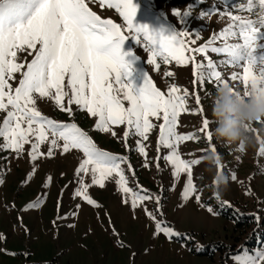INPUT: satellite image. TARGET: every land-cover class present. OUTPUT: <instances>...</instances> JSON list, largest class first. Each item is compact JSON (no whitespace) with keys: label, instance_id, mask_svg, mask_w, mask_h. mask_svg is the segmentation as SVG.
Returning a JSON list of instances; mask_svg holds the SVG:
<instances>
[{"label":"rangeland","instance_id":"rangeland-1","mask_svg":"<svg viewBox=\"0 0 264 264\" xmlns=\"http://www.w3.org/2000/svg\"><path fill=\"white\" fill-rule=\"evenodd\" d=\"M246 2L133 0L138 6L133 23L164 30L165 34L183 28L190 34L185 39L195 40L190 45L195 48L227 27L228 16L221 15L225 8L233 15L255 20L258 6L252 13L239 10V5ZM86 3L102 19L124 24L115 7H108L107 3L101 7L99 0H86ZM213 7L216 11L201 16L203 11ZM174 9L189 14L181 18L173 14ZM124 31L127 35V29ZM228 42L237 40L229 37ZM221 43L216 40L214 46ZM123 48L135 52L139 57L135 65L137 70L147 72L162 92L166 93L170 85L187 90L188 111L178 115L175 130L180 135L191 134L196 138L180 141L176 151L185 161H197L190 165L195 191L183 197L188 174L181 172L173 176L172 165L164 159L170 149L158 144L162 121L151 118L155 127L147 133V140H143L146 155H141L136 145L139 137L129 135L125 144L124 125H112L116 133L113 136L97 130V118L89 115L85 108L73 104L69 115L52 100H38L37 107L43 115L75 123L91 136L98 148L126 157L135 173L133 176L126 165H121L125 168L127 186L135 191L146 189L159 196V208L157 210L154 200L144 201L135 208L130 199L125 203V194L112 177L107 178L103 186L92 185L90 178L84 177L89 185L88 195L96 202L94 205L75 195L79 187L75 172L82 159L77 149L67 153L55 149L52 156H41L36 161L28 155L29 144L24 145L25 150L19 156L11 150H0V264H234L232 257L239 250L264 248V154H261L264 124H253L252 131L257 136L254 146L243 142L225 143L212 132L209 142L205 139L206 133L200 130L205 118L210 125L207 131L212 130L216 122L212 107L219 108L223 103V97L215 94L216 82H197L190 62L180 64L170 59L164 63L158 57L159 68H156L148 63L144 48L132 39L126 40ZM208 56L216 62L224 59L210 51ZM26 59L30 60L31 56ZM196 59L200 62L203 56L196 54ZM259 68L257 64L253 72L258 74ZM218 70L227 84L237 90L238 96H248L243 92L242 80L231 79L233 72H242L241 68L220 65ZM165 72L172 75L166 76ZM134 83L139 86L142 80ZM196 96L200 97L199 105ZM124 103L127 106V102ZM3 116L0 112V122ZM47 148L45 142L40 151L46 152ZM144 207L157 213L158 221L181 235L172 238L163 233L154 235L155 222L145 214ZM246 214H250L247 232L243 231L240 220ZM250 235L256 238L254 242Z\"/></svg>","mask_w":264,"mask_h":264},{"label":"snow or ice","instance_id":"snow-or-ice-1","mask_svg":"<svg viewBox=\"0 0 264 264\" xmlns=\"http://www.w3.org/2000/svg\"><path fill=\"white\" fill-rule=\"evenodd\" d=\"M224 2L227 4V0ZM105 3L116 8L123 25L102 19L86 0H0V112L4 113L0 122V150H11L19 156L25 150L24 145L29 144L28 155L36 161L41 156H52L55 149L64 153L77 149L82 159L75 172L79 186L75 195L94 205L96 202L88 195L89 185L84 177L88 176L92 185L100 186L112 177L125 194V203L130 199L135 208L144 201L154 200L158 210L159 196L146 189L135 191L127 186L125 168L121 165H126L129 172L132 167L126 157L98 148L91 136L75 123L43 115L37 101L52 100L69 115L73 104L85 108L89 115L97 118L95 128L113 136L116 133L111 126L124 125L125 144L129 135L139 137L136 145L141 155H146L143 140H147V133L155 127L151 118L162 121L158 144L170 149L164 159L172 165L173 176L181 172L188 174L183 191V197L187 198L195 191L190 165L197 161L181 159L176 145L196 137L180 135L175 130L178 115L188 111L187 90L170 85L166 93L162 92L147 72L137 70L135 65L139 57L131 49L125 50L123 45L128 39L134 40L144 48L148 63L156 68H159L158 57L164 63L170 59L180 64L190 62L193 75L201 84L205 81H215L218 87L227 84L218 68L234 65L242 72H233L231 79L242 80L245 95L249 94V87L264 93V43H258L264 41V0H247L239 5L240 11L249 13L258 6L255 20L233 15L225 8L221 15L228 16L227 27L195 48L190 46L195 40L185 39L190 34L183 28L165 34L164 30H154L148 25H135L133 18L138 6L133 0H117L116 3L99 0L101 7ZM214 11L215 7L207 9L201 16ZM173 14L182 18L189 13L181 14L174 9ZM229 37H235L237 42L229 43ZM216 40L222 41L220 46H214ZM209 51L224 59L213 61L208 56ZM196 54H201L203 60L198 62ZM27 56L31 59H26ZM257 64L260 65L258 74L253 72ZM165 75L172 73L165 72ZM137 80H142L139 86L134 83ZM196 103L201 104L199 96H196ZM209 126V120L203 119L200 131L206 133L205 139L210 142L213 137L211 131H207ZM45 142L47 151L41 152L40 146ZM261 154H264V146ZM144 166L147 167V163ZM196 199L199 200L198 195ZM222 203L227 204L226 201ZM143 210L155 222L154 235L163 233L169 238L181 235L158 221L157 213L147 207ZM232 258L234 264H264V248L242 249Z\"/></svg>","mask_w":264,"mask_h":264},{"label":"clouds","instance_id":"clouds-1","mask_svg":"<svg viewBox=\"0 0 264 264\" xmlns=\"http://www.w3.org/2000/svg\"><path fill=\"white\" fill-rule=\"evenodd\" d=\"M246 98L237 95L229 84H221L215 94L223 97V103L212 107L216 122L211 132L213 136L230 144L254 146L257 136L252 131L254 122L264 124V93L249 87ZM226 182V181H225Z\"/></svg>","mask_w":264,"mask_h":264},{"label":"trees","instance_id":"trees-1","mask_svg":"<svg viewBox=\"0 0 264 264\" xmlns=\"http://www.w3.org/2000/svg\"><path fill=\"white\" fill-rule=\"evenodd\" d=\"M249 215H250V214L243 215V216L241 217V219H240V220L242 221V224H243V231H246V232H247V230H248L247 227H249L248 224L250 223V220H247V218L250 217ZM254 223H257L256 220H254ZM252 231H254V229H253ZM249 237L251 238V237H253V235H252V236L250 235ZM255 239H256V238L253 237V240H251V242H254Z\"/></svg>","mask_w":264,"mask_h":264}]
</instances>
